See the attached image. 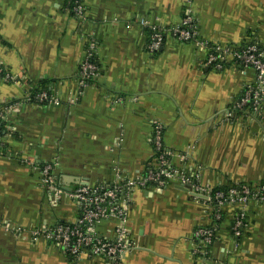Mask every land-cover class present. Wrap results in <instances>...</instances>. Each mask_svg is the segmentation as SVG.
Here are the masks:
<instances>
[{
  "label": "crops",
  "instance_id": "crops-1",
  "mask_svg": "<svg viewBox=\"0 0 264 264\" xmlns=\"http://www.w3.org/2000/svg\"><path fill=\"white\" fill-rule=\"evenodd\" d=\"M77 21L67 0H0V66L13 80L0 85V103L22 100L43 82L59 106L25 105L13 114L15 132L0 153V264H108L73 258L29 231L75 222L79 208L64 197L53 204L38 166L56 162L63 189L135 177L154 161L156 125L173 164L212 190L264 185V100L255 113L238 104L257 85L251 68L207 64L194 43L167 39L148 51L142 22L175 26L189 15L198 37L212 45L264 50V0H85ZM89 38L99 75L80 89ZM74 101V102H72ZM32 163V164H31ZM172 184L133 193L126 227L136 248L126 264H264V201L246 206L247 228L232 233L242 206L224 205L207 256L193 234L214 218L202 199ZM21 229L24 233L7 231ZM99 227L112 238L111 226Z\"/></svg>",
  "mask_w": 264,
  "mask_h": 264
},
{
  "label": "built area",
  "instance_id": "built-area-1",
  "mask_svg": "<svg viewBox=\"0 0 264 264\" xmlns=\"http://www.w3.org/2000/svg\"><path fill=\"white\" fill-rule=\"evenodd\" d=\"M67 6L73 18L81 23L86 22L85 0H67ZM142 26L148 32L150 53L159 52L167 39H174L180 43H194L198 49L207 52V64L216 70H223L228 62L253 69L256 73L257 85L245 90L238 108L252 113L259 110L264 100V50L258 45L249 44L240 50L212 45L198 37L194 20L189 15H186L181 23L171 27L162 26L159 22H142ZM87 48V56L79 76V86L82 90L91 85L90 81L97 79L100 71L99 67L91 61V58L96 56V42L93 38H89ZM12 80L7 70L0 66V85ZM28 104L44 107L59 106L61 100L57 95L42 90L34 94L29 92L22 100L1 102V147L5 145L6 138L15 132V127L11 124L13 114ZM163 138L164 130L156 125L153 137L154 161L151 164L155 167L150 165L143 173L135 177L118 176L109 184L93 186L86 184L66 191L56 181L54 175L56 162L39 165L41 185L52 196L53 204L56 205L66 196L79 208V214L75 222H63L53 228L42 227L31 230L30 235L35 239L44 235L46 239L73 258L101 257L105 258L108 264H126L125 257L136 248L126 227L133 193L149 187L161 190L177 184L188 188L192 194L200 196L195 198L204 200L214 218L210 226L194 231L193 238L197 243L196 253L203 256L210 253L218 227L223 220L221 210L224 205L240 204L242 206L241 211L234 218L231 230L236 238H240L244 229L247 228L246 206L250 201H264V185L253 190L230 188L227 193L202 186L197 180L198 176H188L174 166L173 154L165 148ZM105 223H113V226L110 225L112 238L102 235L99 231V227ZM4 227L7 231L24 233L19 228L12 229L9 224Z\"/></svg>",
  "mask_w": 264,
  "mask_h": 264
},
{
  "label": "trees",
  "instance_id": "trees-1",
  "mask_svg": "<svg viewBox=\"0 0 264 264\" xmlns=\"http://www.w3.org/2000/svg\"><path fill=\"white\" fill-rule=\"evenodd\" d=\"M91 61L96 64L98 67V60H97V57L94 55L92 58H91ZM95 81V80H94ZM90 83L92 84L93 81H90ZM49 85L48 83H45L43 82L40 86L38 85L36 88H34L31 93L34 94V93H37V92H40L42 90L48 92L49 94L51 93V91H49ZM7 146L3 145L2 147L0 146V153H6L7 151ZM154 166V165H151V167ZM155 167V166H154ZM231 187H220V188H217V189H214L215 191H222V192H225L227 193L228 190L230 189Z\"/></svg>",
  "mask_w": 264,
  "mask_h": 264
},
{
  "label": "water",
  "instance_id": "water-1",
  "mask_svg": "<svg viewBox=\"0 0 264 264\" xmlns=\"http://www.w3.org/2000/svg\"><path fill=\"white\" fill-rule=\"evenodd\" d=\"M82 185H84V184H82ZM66 191H71V189H66ZM193 197H200V196H197V195H195V194H191Z\"/></svg>",
  "mask_w": 264,
  "mask_h": 264
}]
</instances>
